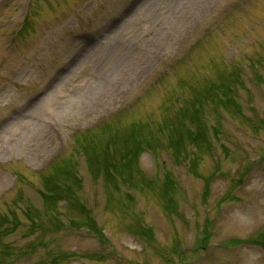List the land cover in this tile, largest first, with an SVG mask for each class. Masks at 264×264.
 Wrapping results in <instances>:
<instances>
[{"label": "rangeland", "instance_id": "rangeland-1", "mask_svg": "<svg viewBox=\"0 0 264 264\" xmlns=\"http://www.w3.org/2000/svg\"><path fill=\"white\" fill-rule=\"evenodd\" d=\"M0 264H264V0H0Z\"/></svg>", "mask_w": 264, "mask_h": 264}, {"label": "trees", "instance_id": "trees-1", "mask_svg": "<svg viewBox=\"0 0 264 264\" xmlns=\"http://www.w3.org/2000/svg\"><path fill=\"white\" fill-rule=\"evenodd\" d=\"M58 178H56V180H57ZM59 180V179H58ZM51 194V196H52V198L54 197V196H56L54 193L52 194V193H50Z\"/></svg>", "mask_w": 264, "mask_h": 264}]
</instances>
